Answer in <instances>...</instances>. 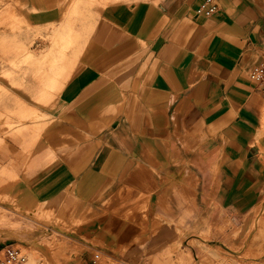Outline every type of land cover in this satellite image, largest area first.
<instances>
[{"label":"crops","instance_id":"1","mask_svg":"<svg viewBox=\"0 0 264 264\" xmlns=\"http://www.w3.org/2000/svg\"><path fill=\"white\" fill-rule=\"evenodd\" d=\"M124 1L0 0V87L8 94L0 95V124L15 123L10 113L19 121L52 117L44 125H15L18 141L4 137V163L18 184L8 194L0 175V200L16 198L27 213L35 207L76 222L148 197L123 205L119 218L93 222L91 234L98 229L101 243L117 244L135 230L182 231L189 191L195 211L208 200L210 212H257L264 198V96L249 71L264 62V0H215L210 16L195 13L204 0ZM37 35L54 36L42 56L37 43L28 45ZM15 43L28 46L30 64L1 55ZM161 181L170 187H158ZM164 199L175 208L156 206ZM171 210L177 219L163 214ZM255 222L251 251L264 258V215ZM25 229L14 230L20 243ZM193 240L216 264H264Z\"/></svg>","mask_w":264,"mask_h":264},{"label":"rangeland","instance_id":"2","mask_svg":"<svg viewBox=\"0 0 264 264\" xmlns=\"http://www.w3.org/2000/svg\"><path fill=\"white\" fill-rule=\"evenodd\" d=\"M130 1L131 0L124 2ZM73 14H75V12H72V16ZM13 18L14 20L10 21L11 26L17 27L19 25L17 22L18 18ZM55 27L52 26L50 28L53 31ZM71 36L70 44L76 40V37L74 38L72 34ZM60 41L61 39L58 42ZM32 42L38 44L39 55L42 56L43 52L41 50H45L44 45L48 44L52 46L54 44V36L37 35L32 38V41L28 42V45L32 44ZM15 44V47L11 48L10 52H2L1 55L22 56V60L26 64H30L24 59L26 53H28V46L25 49L21 43ZM1 77L5 80H9L12 74L3 75L2 73ZM0 95L3 97L8 96L7 92L4 91L2 87H0ZM1 101L3 100L1 99ZM13 103L15 105V102H12V104ZM52 103L53 102L48 105H42L44 112L51 107ZM4 107H6L5 104H3V108ZM13 107L14 106H12V108ZM3 108L1 110H3ZM6 108L10 109L9 107ZM8 117L15 123L10 126L2 123L0 124V175H2L4 181L7 182L9 194L18 184V181L16 178L11 179L12 175L6 169L10 167L11 163H9V160H7V163H4V160L8 158V155L4 158V153L8 154V151L3 147L4 137L11 141H18L11 136L18 127L15 125L26 122L35 123L36 120L39 121V123L42 122V125H44L46 119L51 121L52 117L46 115L36 119L28 118L20 121L17 114L10 113ZM15 120H17V122ZM166 183L167 181H161L158 187L164 185V190H167L171 182H169L168 185H165ZM184 184H188L191 188L188 180L184 181ZM187 191L189 190H185V193ZM189 192L186 193L187 195L185 196L186 211L183 213L185 217L182 222H178L182 231H177L174 227L161 226L156 232L153 228H148L146 229L145 235L144 233L137 235L138 232L135 230L131 232L127 238H122L121 242L118 244L112 241H109V243H101L98 239V235H96L98 229L93 230L94 232L91 234L92 230H90V227H92L93 222L95 220L104 221L111 216L119 218L124 214L120 212L123 205L141 203L147 200L148 197L140 196L126 204H119L117 207L115 206L110 209L113 210L112 212H106V214H102L100 218L97 214H93L91 217H86L76 222L63 219L55 220L53 217L43 214V209H38V211L34 212L35 207H33V211L27 213V211L23 210L25 208L19 205L16 198H14L13 201L8 197L5 200H0V251L5 245L13 243L15 247H18L27 254V264H47V262H49V264H52V262H54V264H84L85 262L80 257L83 253L88 254L90 259L93 258L95 253H99L101 259L95 264H112L114 260H117L118 264H216V259L212 252L201 248L199 244L195 243L193 237L196 236L206 244H209L210 247L217 248L223 255L235 256L244 262L264 259L263 257L258 258L254 256L251 251V241L256 229L255 219L257 216L264 215V210L260 211L261 208L264 207V198L261 203L262 206L256 209L258 210L257 212L243 209L242 211L234 213H227L224 211L215 213L208 210L212 207L211 202L208 200H203V207L195 211L197 209L195 206L196 203L194 202L193 195H191L192 191ZM165 199L161 202H156V206L162 209L165 207H170L171 209L175 208L173 205L171 207ZM126 208L128 209L130 207ZM107 210L109 211V209ZM163 214L174 217L175 219H177L179 215V213L173 212L172 210L170 212H164ZM151 215L152 214L147 213V217ZM231 216H236V220L232 222L230 219ZM250 216H252L251 219H253L252 226L247 228L246 226ZM128 221L130 224L128 222L127 224L129 225L134 222L131 219H128ZM20 227L26 228L25 230L27 233L25 240L21 243L18 242L14 235V230ZM147 240L153 241V244L146 245L145 242ZM128 241H133L138 244H127ZM31 248H36L37 252L34 254L30 250ZM256 249V252H263L260 247ZM100 250L105 254L100 253ZM62 251L64 252L59 254ZM179 256H183L182 263H178L177 261Z\"/></svg>","mask_w":264,"mask_h":264},{"label":"built area","instance_id":"3","mask_svg":"<svg viewBox=\"0 0 264 264\" xmlns=\"http://www.w3.org/2000/svg\"><path fill=\"white\" fill-rule=\"evenodd\" d=\"M217 2L215 0H204V2L198 6L195 13L204 14L210 16L217 10ZM249 78L256 84L257 89H259L264 96V62L259 65L254 66L249 71ZM15 244L5 245L1 249L0 255V264H24L27 260L26 256L21 252L18 247L14 246ZM95 254L93 258L89 259L85 264H94L97 259Z\"/></svg>","mask_w":264,"mask_h":264},{"label":"bare ground","instance_id":"4","mask_svg":"<svg viewBox=\"0 0 264 264\" xmlns=\"http://www.w3.org/2000/svg\"><path fill=\"white\" fill-rule=\"evenodd\" d=\"M261 120H262L261 129L258 132V137H260V138H262L264 136V108H263V115H262ZM21 252L26 256V258L28 260L27 254H25L23 251H21ZM0 255H1V252H0ZM27 260H26V262L24 264H27V262H28Z\"/></svg>","mask_w":264,"mask_h":264}]
</instances>
